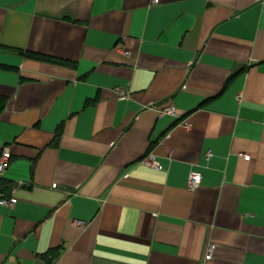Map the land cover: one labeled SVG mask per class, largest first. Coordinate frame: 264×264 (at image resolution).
<instances>
[{
  "label": "crops",
  "instance_id": "1",
  "mask_svg": "<svg viewBox=\"0 0 264 264\" xmlns=\"http://www.w3.org/2000/svg\"><path fill=\"white\" fill-rule=\"evenodd\" d=\"M4 150L0 264H264V0H0Z\"/></svg>",
  "mask_w": 264,
  "mask_h": 264
},
{
  "label": "built area",
  "instance_id": "2",
  "mask_svg": "<svg viewBox=\"0 0 264 264\" xmlns=\"http://www.w3.org/2000/svg\"><path fill=\"white\" fill-rule=\"evenodd\" d=\"M157 0H152V3H156ZM125 54H128V52H125ZM163 112L171 114V115H175V111L173 109V107L171 105L167 106ZM244 159H249V155H242ZM9 159H10V153L7 150H4L1 157H0V177L4 174L5 169L8 167L9 165ZM143 163L149 167H153L155 169H162V166L157 163L154 159V156L152 154H148L144 160ZM201 180V176L199 173H192L189 175L188 180H187V189L190 191H194ZM16 198L14 196H10L8 198H1L0 199V205H9V206H13L16 203ZM75 224L80 226V227H84L85 223H83L82 221H75ZM215 249V245L214 244H210L207 247L206 253L204 255V260H209L212 258L213 255V251Z\"/></svg>",
  "mask_w": 264,
  "mask_h": 264
},
{
  "label": "trees",
  "instance_id": "3",
  "mask_svg": "<svg viewBox=\"0 0 264 264\" xmlns=\"http://www.w3.org/2000/svg\"><path fill=\"white\" fill-rule=\"evenodd\" d=\"M13 50H16L18 54L26 56V57L39 59V60H44V61H49V62L60 63V64H69L68 62H66L64 60L57 59V58H54V57H51V56L37 54V53H33V52H27V51H23L21 49H13ZM60 131H61V128H59L58 132L60 133Z\"/></svg>",
  "mask_w": 264,
  "mask_h": 264
}]
</instances>
